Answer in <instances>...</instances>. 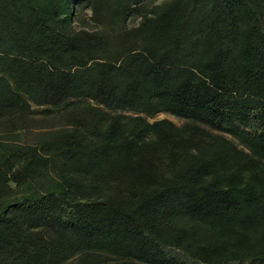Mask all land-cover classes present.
Instances as JSON below:
<instances>
[{"label": "trees", "instance_id": "16d2710c", "mask_svg": "<svg viewBox=\"0 0 264 264\" xmlns=\"http://www.w3.org/2000/svg\"><path fill=\"white\" fill-rule=\"evenodd\" d=\"M148 1L0 0V264H264V0Z\"/></svg>", "mask_w": 264, "mask_h": 264}, {"label": "rangeland", "instance_id": "374dc122", "mask_svg": "<svg viewBox=\"0 0 264 264\" xmlns=\"http://www.w3.org/2000/svg\"><path fill=\"white\" fill-rule=\"evenodd\" d=\"M166 0H151L146 2V5H149L151 3H162ZM91 16V10L90 9H84L81 13L82 19H77L76 25L79 27H85V28H92L95 24L93 21L90 20ZM141 21L140 16H135L129 19V25L130 26H136ZM37 110H43V109H37ZM53 111H55L54 115L50 117L49 119H44V116L41 114V111L38 112L37 115L34 116L33 120L30 122V125L23 129L21 131V140L25 143H33L35 142L39 136L44 132L46 129H52V128H60L62 126L66 125V119L65 115L63 113V108H54ZM169 119L173 121L175 124L181 126L186 122L183 118H179L177 116L168 114V113H162L156 117V119ZM45 127V128H43ZM48 127V128H47ZM185 225L192 231V237L193 240L196 243L199 244H209V241H218V238L213 236L214 230L210 228L209 226H203V225H195L192 223H186ZM84 264H132L134 263L128 258L124 257H118L115 256L109 252L104 251H97L96 253H91L88 255L83 256ZM79 258H73L66 264H78Z\"/></svg>", "mask_w": 264, "mask_h": 264}]
</instances>
